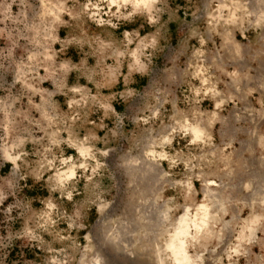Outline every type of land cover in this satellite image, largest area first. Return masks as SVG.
I'll return each instance as SVG.
<instances>
[{
	"label": "rangeland",
	"instance_id": "obj_1",
	"mask_svg": "<svg viewBox=\"0 0 264 264\" xmlns=\"http://www.w3.org/2000/svg\"><path fill=\"white\" fill-rule=\"evenodd\" d=\"M148 3L0 0V264H103L100 245L117 235L129 255L109 247L119 262L175 264L168 238L203 203L220 214L188 248L197 264H264V199L234 189L254 182L246 167L264 156V127L252 151L247 136L220 132L232 106L211 122L239 71L217 51L229 43L248 58L250 45L264 60V20L244 17L262 0ZM219 9L229 27L216 26ZM191 169L221 180L219 201H204L199 184L193 193L176 185Z\"/></svg>",
	"mask_w": 264,
	"mask_h": 264
},
{
	"label": "built area",
	"instance_id": "obj_2",
	"mask_svg": "<svg viewBox=\"0 0 264 264\" xmlns=\"http://www.w3.org/2000/svg\"><path fill=\"white\" fill-rule=\"evenodd\" d=\"M262 1L264 3V0ZM261 6L262 7H259L258 11L256 12L257 15H260L258 19L255 17V9L258 7V5H256L255 9L251 6V10H248L247 14L245 15L248 22L254 20L255 23L258 24V22L261 20L260 18L263 16L262 12L264 9V4ZM217 13L218 23L216 26H218L220 23H223L224 26L229 27L231 19L233 18L230 15H225L226 12H224V10L221 11V9L217 10ZM262 19L264 20V17ZM248 24L249 25L246 28H243V32L241 33L242 40H246V34L250 31V23ZM227 32L229 36H232L231 29L226 30V33ZM232 39L233 42H231V44L233 45L235 42L233 47H238L239 50H241L243 44L239 45L235 36L232 37ZM261 42H264V38H261ZM228 45L229 43H225V46L222 48V50H224L217 51L216 57L219 59V61L223 62V64L232 65L231 67L239 71H235L233 73L236 79L232 77L230 83L228 84L230 90V92H228V99H221L215 103L211 122H215L219 119V113L223 111L222 109H224L225 106H232L230 111L231 125L228 128H221L220 132L223 136H227V130H231L232 135L242 134L247 136L248 138L242 142H246L247 148L253 151L254 147L258 145L262 137L261 130L264 127V107H257L253 102L255 96H259V99H264V60H258L254 55H252L251 50L249 49L250 45H248V53H246L249 56L248 58H242L239 54L232 55L227 49ZM241 74L243 75L244 79L238 80V76ZM225 87L227 86L225 85ZM262 102L263 100L260 103ZM239 105H241V107H238ZM256 160L258 161L256 166L251 164L250 166L247 165L246 167L248 175L253 178L254 182H250L245 185L241 183L240 185L234 186V189H237L239 192L246 189L249 191L252 190V193L248 192L246 198H243L245 201H251V203L258 197L264 199V156H260ZM190 171L191 173L188 174L186 179L188 180V184L177 181L176 185L182 187L185 186L187 187L188 193H193L196 190V184H199L204 201L207 200L211 203L219 201L221 180H205L204 172L201 171L195 173L193 169ZM219 214L220 212L218 211L213 216L218 217Z\"/></svg>",
	"mask_w": 264,
	"mask_h": 264
},
{
	"label": "bare ground",
	"instance_id": "obj_3",
	"mask_svg": "<svg viewBox=\"0 0 264 264\" xmlns=\"http://www.w3.org/2000/svg\"><path fill=\"white\" fill-rule=\"evenodd\" d=\"M148 1L150 0H137V4H145L146 6L149 5ZM220 1V0H219ZM240 3V2H239ZM261 3V2H260ZM263 3V1H262ZM264 4V3H263ZM65 5V4H64ZM63 5V6H64ZM150 6V5H149ZM223 7V6H222ZM61 8V7H60ZM224 8H228V6H224ZM238 9H240V6H237V9H234L235 12H233V15H236V13L238 12ZM232 10V9H231ZM256 14V13H255ZM263 16L260 18L262 19L264 17V9L262 12ZM252 25V24H251ZM233 49V47H232ZM204 132L203 129L195 126L194 128V136L197 140H199V138H202ZM211 137V136H209ZM264 141V140H263ZM260 144V143H259ZM261 145V144H260ZM256 162V161H255ZM254 162V163H255ZM157 164V163H156ZM152 165L155 167V169H157L158 171L160 170V165ZM154 169V170H155ZM149 189V188H148ZM147 190V189H146ZM192 211V212H191ZM170 211H165L164 216H166L167 219L170 218ZM163 216V215H162ZM163 216V217H164ZM162 217V218H163ZM133 218V217H132ZM161 218V219H162ZM216 216H212L211 213V207L208 204H202L200 206H197L195 209H191V208H187L186 213L178 219L177 221V225L176 228L174 230V233H171L172 235L170 236V239L168 238V242L166 244V251L168 253L166 254H171L175 264H197V261L195 259H193L192 255H190V253L188 252V248L190 246V244L192 242H198L199 240H201V238H206V234L204 235V233L207 230V233H210L208 230L211 231V229L213 230V228H211L212 223L216 222ZM139 219V218H138ZM260 217H254L251 220L245 221L246 222V228L239 233L240 234V240L242 241L243 239H245L247 237L248 232L251 233V235L254 233V229H253V225L258 223L260 221ZM133 221V220H132ZM143 221V220H142ZM141 221V222H142ZM163 221V220H161ZM166 221V220H165ZM151 223V222H150ZM161 223V222H160ZM171 223V222H170ZM143 224V223H142ZM164 224V223H163ZM162 224V225H163ZM216 224V223H215ZM131 226H134V223H130ZM136 226V225H135ZM134 226V227H135ZM214 226V225H213ZM140 227V226H139ZM148 227V226H147ZM136 228V227H135ZM121 229V228H120ZM131 229V228H130ZM256 229V228H255ZM147 230V229H146ZM150 229L148 228V231ZM164 231V230H163ZM168 232V230H166ZM256 231V230H255ZM134 233V232H133ZM146 234V233H145ZM167 234V233H166ZM219 239L222 238V234L221 233H217ZM165 235V234H164ZM105 236V235H104ZM149 236V235H148ZM147 236V237H148ZM229 236V235H228ZM106 237V236H105ZM108 237V238H107ZM105 238V243L103 241L104 244L100 245V251L103 253L104 256V263L103 264H124L122 262H119L118 257L116 255H113L112 253H110L109 251V247L113 248L116 250V252L118 254L121 255H128L126 249H123L121 247H123L124 243V238L123 236L120 237L117 235L116 238L113 237H109L107 236ZM151 237V235L149 236ZM163 237V236H162ZM209 237V236H208ZM231 237V236H230ZM239 237V236H238ZM159 238V237H158ZM252 238V237H251ZM148 239V238H147ZM157 239V237L155 238ZM166 239V237L164 238ZM153 240V239H152ZM166 242V241H165ZM164 242V244H165ZM154 243V242H153ZM129 244V243H128ZM126 244L127 248L130 247V245ZM151 244V243H150ZM150 244H148L150 246ZM134 245V244H133ZM146 245V246H148ZM193 245V244H192ZM135 246V245H134ZM140 246V245H139ZM145 246V247H146ZM143 247V246H142ZM158 247V246H157ZM191 247V246H190ZM241 245H239V247H236V252L238 251L237 249L240 248ZM145 250V249H144ZM161 250V249H160ZM131 251V250H130ZM154 251V250H153ZM162 251V250H161ZM136 252V251H135ZM165 252V251H164ZM141 253V252H140ZM153 253V252H152ZM210 253V252H209ZM213 254H215L213 252ZM138 255V254H137ZM155 255V254H154ZM162 255V254H161ZM220 255V254H219ZM120 256V255H119ZM142 256V255H141ZM148 256V255H147ZM212 256V255H211ZM229 256V255H228ZM129 257V255H128ZM231 257V256H230ZM127 258V257H125ZM133 259V258H132ZM153 259V258H152ZM158 259V258H157ZM198 259V258H196ZM201 259V258H200ZM218 259V258H217ZM134 260V259H133ZM171 260V259H170ZM214 260V259H213ZM128 261V260H127ZM126 261V262H127ZM166 261V260H165ZM203 261V260H202ZM125 262V263H126ZM204 262V261H203ZM202 262V263H203ZM128 263V262H127ZM131 263V262H130ZM201 263V262H200ZM142 264V263H141ZM158 264H164V260L159 259ZM167 264V262H166Z\"/></svg>",
	"mask_w": 264,
	"mask_h": 264
},
{
	"label": "flooded vegetation",
	"instance_id": "obj_4",
	"mask_svg": "<svg viewBox=\"0 0 264 264\" xmlns=\"http://www.w3.org/2000/svg\"><path fill=\"white\" fill-rule=\"evenodd\" d=\"M233 14H234V13H233ZM246 14H247V12L244 13V17H245V19H246V16H245ZM231 16H232V15H231ZM233 16H236V15H233ZM248 33H249V32H248ZM240 36H241V35H240ZM241 39H242V37H241Z\"/></svg>",
	"mask_w": 264,
	"mask_h": 264
},
{
	"label": "trees",
	"instance_id": "obj_5",
	"mask_svg": "<svg viewBox=\"0 0 264 264\" xmlns=\"http://www.w3.org/2000/svg\"><path fill=\"white\" fill-rule=\"evenodd\" d=\"M9 168H10V167H9V166H7V168H6L5 172H7V171L9 170Z\"/></svg>",
	"mask_w": 264,
	"mask_h": 264
}]
</instances>
